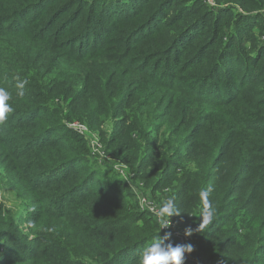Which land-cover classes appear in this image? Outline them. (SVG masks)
I'll use <instances>...</instances> for the list:
<instances>
[{"label":"trees","instance_id":"1","mask_svg":"<svg viewBox=\"0 0 264 264\" xmlns=\"http://www.w3.org/2000/svg\"><path fill=\"white\" fill-rule=\"evenodd\" d=\"M170 2L171 13L165 0H0V86L14 109L0 123V185L22 198L7 206L0 190V264H138L165 235L77 164L79 134L64 124L75 121L118 125L109 146L145 189L167 187L194 257L264 264V0ZM244 17L263 41L250 63L231 50L255 38L238 29ZM17 78L29 81L23 97ZM159 117L166 129L149 125Z\"/></svg>","mask_w":264,"mask_h":264},{"label":"rangeland","instance_id":"2","mask_svg":"<svg viewBox=\"0 0 264 264\" xmlns=\"http://www.w3.org/2000/svg\"><path fill=\"white\" fill-rule=\"evenodd\" d=\"M141 1L143 0H140V2ZM174 4L175 3H171L170 0H165L164 5L169 7V13L175 10ZM229 12L230 10L227 12V14H230ZM248 18L249 17H244L243 19H241V21L239 22L238 29H242L241 32H244L245 35H255V38L251 42H248L246 40H243L241 36L238 35V41H235V37L233 39V48H231V50L233 52L238 51L239 53H242L245 58H248L247 63H250V57H248L249 55L247 54H251L256 48V46L262 43L263 41L262 35L257 32L254 26H252V23L249 21L250 19ZM167 19L168 18L166 17V20ZM215 19L218 18H215L214 16L213 18H210V27H212V24ZM239 19L240 16L235 19V22ZM218 20L223 28L222 32L223 34H225L229 31V29L227 30V27H225V18L222 21H220V19ZM164 34L165 33L161 32L158 34V37L155 42L146 43L145 45L140 46V51L143 52L148 48H156L160 44L161 38L162 36H164ZM206 41V37L198 38L195 42V45L199 46L200 44ZM238 42H240L239 44H245L246 46L238 48ZM216 48L217 47L215 46L214 49ZM263 59L264 55L262 57V60ZM258 66H260V64H258L255 69H257ZM248 109L250 110V108ZM159 114L160 111H157V113H155V116ZM24 115H26V113H24ZM115 119L118 120L120 119V117H116ZM160 123L164 124L159 129H166L165 117H159V119H156L155 122L151 121L149 125L153 126L154 124L158 125ZM64 124L67 128L73 131L75 130L79 134L77 138H74L75 133L72 135L68 134L70 136H73V141H75L77 145L83 148V150H79V154H77L81 157V160L77 164H86L89 170L94 173V177H97L101 181L103 186H106L107 188L111 189H119L118 192H121V194H123L127 198L128 195H130L129 198L132 200L134 207L137 206L139 209L146 212H149L146 208H152L157 213L155 219L158 222V219L163 214L162 205L167 200V187L163 189H158L154 192L145 189L143 185V180L139 178V174L136 172L135 166L132 164L133 162L127 160L123 161L119 157H117L116 153L113 150V147L109 146L107 139L109 138L110 131L116 130L118 125L114 124L113 126H111L110 123H106L102 125L101 131H97L93 129L91 130V128L87 124H85L84 121H75L68 124L65 122ZM167 136L168 135H166V137ZM84 158H86V160ZM1 180L2 174L0 172V181ZM0 190L4 192V203L7 206H12L15 202L22 199L21 197H17L9 188L3 189L0 185ZM142 199H144V201H142ZM171 220L170 224L167 227L162 228V230L168 232L178 230L177 224ZM24 230H27L26 226L24 227ZM0 247L5 246L4 244L0 243ZM192 257L194 256L192 255Z\"/></svg>","mask_w":264,"mask_h":264},{"label":"clouds","instance_id":"3","mask_svg":"<svg viewBox=\"0 0 264 264\" xmlns=\"http://www.w3.org/2000/svg\"><path fill=\"white\" fill-rule=\"evenodd\" d=\"M27 78H17L15 87L17 89L16 95L23 97L25 95V86L28 85ZM12 95L10 91L3 86H0V123L5 122L11 112L14 111L13 107L9 103ZM210 188H206L201 191L200 196L205 202L204 214L202 216V223L206 224L210 222L213 216V209L207 201V197ZM163 214L158 219L159 229L167 227L170 224V216L178 214V210L174 199H167L163 205ZM200 229V226H199ZM192 229H186L185 234L191 235ZM158 233V232H157ZM154 235L152 242L146 245L140 253L138 258V264H184L185 253H191L193 251V245L191 244H176L175 246L171 242H167L170 237V233H165L164 236Z\"/></svg>","mask_w":264,"mask_h":264},{"label":"built area","instance_id":"4","mask_svg":"<svg viewBox=\"0 0 264 264\" xmlns=\"http://www.w3.org/2000/svg\"><path fill=\"white\" fill-rule=\"evenodd\" d=\"M142 201H144V199H142ZM146 209L149 211V213H151L154 216V218L157 216V213L152 208H146ZM162 232L164 234L170 233L171 234L170 237L174 238L177 241V244H186L189 238L188 235H186L180 229L175 230L173 232L162 230ZM185 260H187L189 264H215V263L208 262L203 257H192L191 253H185Z\"/></svg>","mask_w":264,"mask_h":264}]
</instances>
